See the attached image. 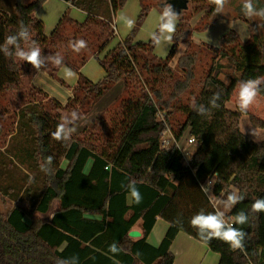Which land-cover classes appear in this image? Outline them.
Here are the masks:
<instances>
[{
    "label": "trees",
    "instance_id": "obj_1",
    "mask_svg": "<svg viewBox=\"0 0 264 264\" xmlns=\"http://www.w3.org/2000/svg\"><path fill=\"white\" fill-rule=\"evenodd\" d=\"M61 1L70 2L84 12L86 19L78 23L64 14L45 36L43 23L34 13L46 0L27 4L23 0H0V97L22 98L19 93L28 71L29 75L43 71L56 79L61 67L74 71L78 79L70 88L72 98L65 106L50 100L57 109L86 113L113 85L122 82L123 92L107 112L111 127L100 146L87 142L86 138L71 137L67 144L56 141L52 133L60 123L58 115L52 116L37 100L15 104L16 132L10 134L4 149L9 160L7 166L38 169L41 178L38 177L40 185H34V178L27 182L25 176L21 197L26 205L14 206L6 215H0V264H173L170 246L179 233L217 254L218 264H264V212H251L252 203L264 198V140L257 144L239 129L242 115H248L256 129L264 130V120L225 106L240 81L264 77L261 42L257 36L251 35L242 44L233 31L225 33L220 49L209 50L213 56L197 96L184 104V95L196 77L194 47L186 48L175 69L170 66L178 45L190 43L191 29L182 11L177 13L176 32L165 59L154 55L151 40L134 41V33L147 12L152 7L162 11L165 0L156 3L139 0L136 26L126 39L99 58L114 37V16L126 0ZM187 2L205 10L209 20L205 29L219 17L215 6L207 0ZM253 3L257 8L263 7L260 0ZM238 7L241 10L242 5ZM21 22L30 34L29 41L19 36ZM9 35L16 36V44L6 43ZM77 39L87 42V48L80 53L69 48V42ZM30 41H35L41 49L44 63L40 70L15 57L16 45L27 50ZM57 53L63 56L61 66L53 65L48 59ZM91 59L98 61L104 72L96 83L80 74V69ZM222 60L227 64L220 63ZM228 68L232 73L226 85L218 77ZM27 83L31 92L37 90L30 79ZM37 92L48 99L39 89ZM217 93L220 107L211 108L209 101ZM259 98L264 100V85ZM200 105L209 108L210 113L198 114L195 108ZM173 110L181 111L184 116L173 125L175 128L171 123ZM159 111L165 115L163 121L157 116ZM167 129L177 141L185 135L194 139L188 166L174 147L168 151L160 149L161 135ZM18 139L22 147L17 150L14 142ZM49 156L53 160L45 173L40 165ZM1 164L6 165L4 161ZM214 174L213 198L224 195L226 199L231 188L239 189L245 196L227 215V219H234L243 211L248 217L246 224L233 225L246 234L243 250L233 251L218 239L204 242L190 225L193 215L201 210L205 214L216 211L202 187ZM130 181H135L141 194L139 204L128 202ZM53 201H59V209L50 221L34 216L35 212L45 213ZM87 214L99 215L100 219L87 218ZM157 218L165 221L168 229L160 245L152 247L147 237ZM139 221L141 238L132 241L128 233ZM112 244L117 245L118 253L108 251Z\"/></svg>",
    "mask_w": 264,
    "mask_h": 264
},
{
    "label": "rangeland",
    "instance_id": "obj_2",
    "mask_svg": "<svg viewBox=\"0 0 264 264\" xmlns=\"http://www.w3.org/2000/svg\"><path fill=\"white\" fill-rule=\"evenodd\" d=\"M31 1L32 0H23L25 4ZM149 1L153 3L157 2V0ZM260 1L262 2L264 7V0ZM165 3L166 2L161 4L162 9ZM240 4L242 5V0H228V3L225 8V13H220L217 20L206 29L205 25L208 23L209 20L205 17V10L201 7H198L199 5L196 6V4L194 3L187 2L186 9L182 10L181 15L186 20L185 22L189 24L191 29V36L189 40L190 43H181L178 45L175 50L174 58L170 62V66L175 69L176 61L184 53L185 49L189 45L191 47H194L193 50L196 52V77L192 82L190 89L184 95V104H188L185 100L189 101L190 103L197 96V93L199 92L200 86L203 82L202 76L205 75L208 68L210 67V57L213 56L209 50L211 48L220 49V40L225 33L233 31L242 44L247 43L251 35L254 34L255 36H257V38L261 42V52L264 62V26L259 27V24H264V22H261L258 19H248L247 17H245L238 7ZM172 7L174 11L178 10L175 6ZM39 10L40 14L43 15L44 34L47 36L51 33L52 29L55 26V24H53L52 26V21L53 18L56 20L58 19L57 14L62 15L64 12H66L67 17L78 23H82L86 19V15L84 14V12L74 7L68 8L64 5V3L57 0H46V2L39 7V9L37 10L38 12L36 11L34 13L35 17L36 14L39 13ZM160 12L161 11L157 7H152L147 12L141 25L137 28L134 33L135 42L146 43L150 40L148 33L156 29L158 14ZM121 13L127 15L130 18H133L135 20L136 26L137 19L140 14L139 0H126L123 7L115 13V34L113 39L109 42L104 53H106L108 50H111L118 43L126 39L132 29L135 27L134 26L131 30H128L126 27L123 26V24L116 23L115 19ZM171 45L165 46L159 51L154 47V55L158 59H165L170 51ZM220 63L225 65L227 64L225 60H222ZM25 70L26 68L24 69L23 73L26 72ZM67 72H71L72 75H66ZM29 73L30 71L26 72L25 76L23 77V83L25 84L23 85L22 90L19 93L21 94L20 96L22 98H12L8 96L0 97V161H4L6 163L5 166L3 164L0 165V188L2 189H0V215H6L14 206L26 205V200L24 199V197H21L26 182L25 176H28L27 182H29L31 178H34L32 181L34 182V185L38 183L40 185V180L38 181V177L39 179L41 178L38 169L36 171L33 168V170L31 171L29 168L26 167V165L18 167L15 162L13 163L18 167L17 169L15 166L14 168L7 166V164H9V160L6 157L7 155L4 153V149L6 147L5 145L9 141V137L11 136L10 134H14L16 132L17 111L15 110V104L17 102H19L20 104H24L31 100H37L38 103L40 105H43L52 116L58 115L60 122L62 117L71 119V113L73 112V110L68 108L67 110L57 109V107L50 102L51 99H45L43 95L38 94L37 88H35L37 89L36 91L33 90L31 92L29 89V84L27 83L29 77L31 76L29 75ZM231 73V69H224V71L222 72V74L219 75L218 78L223 81L224 84L227 85L229 82L227 77ZM80 74L82 77L90 79L93 83H96L102 79L101 67L98 61L94 59H91L83 66V68L80 70ZM77 79L78 75L74 71L70 70L67 67H61L56 73V79L51 77H47L45 79L44 87L47 91H49V93H51L54 98L58 100H63L67 98L66 90H69L71 92L70 88H72L76 84ZM237 90L238 86L236 87L233 96L231 97L229 102H227V108L235 111L237 110L235 107ZM120 96L117 97L116 91H113L112 93H108L103 99L100 98L101 100L98 99L97 101H95L88 112H79V116L81 118L71 125V127L74 129L71 134V137L80 140L86 138L87 142H91V144H94L95 146H100L101 144H104L103 141L106 135L109 133V129L111 127V118L109 115H107V112L113 107V105H116L115 102ZM109 102L111 103L107 105L102 112H100L99 110ZM65 104L66 102L63 103L62 106H65ZM173 111L174 114H172L173 118L171 120V123L172 127L175 128L173 125H176L177 123H179L180 120L184 119V116L181 111ZM247 113L251 115L253 114L255 117L264 119V100L258 97V105ZM100 117L104 118L101 120V122L96 124ZM240 118V131L243 134L248 135L254 142H262V140L264 139V130L256 129L255 127H253L247 115H242ZM253 130H255V136L252 134ZM188 138L189 137L187 135L183 136L180 144L182 146H186ZM14 144H16L17 150L22 147L20 139L16 140ZM191 150H193L192 147ZM62 166L64 167V164ZM13 187H16V189H13ZM232 189L233 188H231L230 190ZM14 196L16 197L15 200L13 198ZM53 204H55V202L52 203V207H50L49 213L45 216L39 214L38 212H35L34 216L41 221L48 222V219L54 211ZM219 210L221 211V208H219Z\"/></svg>",
    "mask_w": 264,
    "mask_h": 264
},
{
    "label": "clouds",
    "instance_id": "obj_3",
    "mask_svg": "<svg viewBox=\"0 0 264 264\" xmlns=\"http://www.w3.org/2000/svg\"><path fill=\"white\" fill-rule=\"evenodd\" d=\"M207 3L214 5L215 13L220 14L225 13L228 0H207ZM241 12L248 19H258L259 21L264 22V7L257 8L253 3V0H242ZM178 18L179 15L173 10L172 5L165 3L162 11L158 14L156 29L148 33L152 44L158 51L163 49L165 46L172 44ZM115 22L123 24V26L128 30H131L135 26V20L123 13L116 17ZM261 26H264V24H259V27ZM19 29V36L25 41H29L30 34L22 22ZM6 43L16 44V36H7ZM69 48L74 53H80L82 50L87 48V42L83 39L70 41ZM15 57L17 60L29 63L37 70H40L44 63L41 58V49L35 41H30L28 43L27 50L21 48L20 45L17 44ZM48 59H51L53 65L55 66H61L63 62V56L60 53L55 54L54 57H48ZM66 75L71 76L72 73L67 72ZM261 85H264V77L240 81L235 100V107L239 112L246 114L258 105V97L261 94ZM219 99L220 95L218 93L214 94L209 101L210 107L219 108L220 105L217 103ZM195 110L200 115H207L210 113V109L205 108L203 105L195 108ZM80 118L79 114L75 111L71 113V119L62 117L61 122L57 124L56 130L52 133L53 139L67 144V142L71 139L72 132L74 131L71 125ZM252 134L254 136L256 135L255 130H253ZM52 160L53 157H47L45 162L40 165V170L48 173ZM202 187L204 191L208 192L206 187ZM127 188L129 202L139 204L142 197L139 190L135 186V181H130ZM244 199L245 196L240 194L239 189L233 188L230 192H228L225 200L213 203V207L217 209L216 211L205 214L203 210H201L199 213L193 215L190 220L191 227L197 230V235L204 242H209L212 239H218L228 244L230 249L233 251L243 250V241L246 234L237 227H233V225L246 224L248 222V217L243 211H240L234 219H226L225 212L218 210L217 204L223 203L224 209L230 211L236 204L242 202ZM251 212H264V198L256 199L252 203ZM108 251L116 254L119 249L116 244H112L109 246Z\"/></svg>",
    "mask_w": 264,
    "mask_h": 264
},
{
    "label": "crops",
    "instance_id": "obj_4",
    "mask_svg": "<svg viewBox=\"0 0 264 264\" xmlns=\"http://www.w3.org/2000/svg\"><path fill=\"white\" fill-rule=\"evenodd\" d=\"M54 1H56V0H54ZM57 1H60V2L64 3V5L67 6L68 8L69 7L73 8V6L70 4V2H64V1H61V0H57ZM40 10H39V13L36 14V17H37V19H39L43 23V33H44V22H43L44 19H43V15L40 14ZM64 14L67 15L66 12H64L62 15H58L57 14V16H58L57 20L53 18L52 26H53V24H55L54 28L57 26L58 22L60 21V19L62 18V16ZM53 29H52V31H53ZM114 29H115V25H114ZM45 36H47V35H45ZM105 50L99 55V58L103 57V55L105 54L104 53ZM103 76H104V72L102 70V78H103ZM47 77H50L47 73H45L43 71H37L36 73H34L33 75L30 76V78H29L30 79V84L33 85L35 88L39 89L45 95H47L48 99L55 100L61 106L63 105V103H65V102L67 103V101L72 98L71 92L69 90H66V95H67L66 99L58 100V99L54 98L51 95V93H49V91H47L45 89V87H44L45 86L44 85V81H45V79ZM87 80L92 82L90 79H87ZM113 91H116V96L117 97L120 96L122 94V92H123V83L119 82V83L113 85L111 87V89L109 91H107L106 93L107 94L108 93H112ZM104 95L101 97V99H103L106 96V95L105 96ZM110 103L111 102L107 103L101 109L98 108V109H100L99 111L102 112L104 110V108L107 105H109ZM226 108H227V103H226ZM227 109L231 110L229 108H227ZM231 111H235V110H231ZM58 113H59V111H58ZM261 119H263V118H261ZM240 120H241V118H240ZM243 135H245L247 138L251 139L248 135H246V134H243ZM255 143L258 144V143H261V142L256 141ZM89 165H90V163L88 164V166L86 168V171H88ZM210 198L213 199V203H214V202H217V201H223L224 200V195H220L217 198H213L211 196ZM53 202H55V204H53L54 211L51 214L52 217H53L54 213L59 209V201H53ZM128 202H129V198H128ZM52 203H51V205H52ZM51 205H50V207H52ZM50 207L48 209V213H49ZM217 207H218V210H219V208H221V211L225 212V218L227 219V215L229 214L230 211H227V210L224 209L223 203H218ZM86 217L87 218H91V219H95V220L100 219V216L96 215V214H87ZM140 226H141V222L139 221L131 229V231H137V232L140 233V236L138 238H131V237L128 236L132 241H136V240L141 238L142 234H141ZM167 229H168V224L165 221H163L162 219L157 218L156 221H155V224L153 225V228H152L149 236L147 237V243L150 246H152V247H158L160 245V243H161V241H162ZM170 252L173 254V257H174L173 264H218V262H219V256L217 254L211 252L204 244L194 240L193 238L187 236L184 233H179V234L176 235L175 239L173 240V242H172V244L170 246Z\"/></svg>",
    "mask_w": 264,
    "mask_h": 264
},
{
    "label": "built area",
    "instance_id": "obj_5",
    "mask_svg": "<svg viewBox=\"0 0 264 264\" xmlns=\"http://www.w3.org/2000/svg\"><path fill=\"white\" fill-rule=\"evenodd\" d=\"M158 118L161 119L162 121L164 120V114L162 112H158L157 114ZM167 135V137H166ZM181 140L180 141H177L175 139V136L174 134L172 133V131L170 129H167L164 133H162L161 135V138H160V141H159V147L161 150H170L171 148H175L181 155L182 157V162L185 166H188V163H189V160H190V157L191 155L193 154V150H191V147L193 148L194 145H195V141L192 137H189L187 139V142H186V146H182L180 144ZM214 180H215V175L209 177L207 180H206V183L204 185V187H206L208 189V192H206V194L211 197V190H212V186H213V183H214ZM42 214V213H41ZM227 226V225H226Z\"/></svg>",
    "mask_w": 264,
    "mask_h": 264
},
{
    "label": "water",
    "instance_id": "obj_6",
    "mask_svg": "<svg viewBox=\"0 0 264 264\" xmlns=\"http://www.w3.org/2000/svg\"><path fill=\"white\" fill-rule=\"evenodd\" d=\"M166 3L171 4L172 6H175L178 10H176V13H179L182 10H185L187 7V0H165ZM48 214V210L45 213H42L41 215L45 216ZM52 219V216L48 219L49 221ZM131 238H138L140 236V233L137 231H130L128 234Z\"/></svg>",
    "mask_w": 264,
    "mask_h": 264
}]
</instances>
